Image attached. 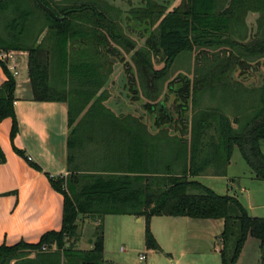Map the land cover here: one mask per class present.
Instances as JSON below:
<instances>
[{
  "label": "trees",
  "instance_id": "obj_1",
  "mask_svg": "<svg viewBox=\"0 0 264 264\" xmlns=\"http://www.w3.org/2000/svg\"><path fill=\"white\" fill-rule=\"evenodd\" d=\"M41 1L61 19L53 18L34 0L0 1L1 10L12 7L15 13L0 33V50L27 51L33 99L67 103L69 165L78 139L76 129L84 118L95 119L101 126L145 125L130 113L125 118L114 114L103 103L105 93H98L113 72L114 62L130 54L132 64L126 63V72L131 74L129 89L147 98L149 110L158 103L149 100L158 98L168 69L180 53L196 50L202 64L192 83L183 76L177 88L169 84L181 101L173 113L160 108L163 114L155 118L154 125H164L163 129L153 134L155 140L148 149L137 150L141 160L134 157L126 165L125 159L119 158L117 166L100 171L69 166L67 175L47 174L51 186L63 196L61 228L45 232L36 243L1 244L0 264H104L103 229L96 233L91 249H77L71 243L77 238V222L86 216L102 226L105 216L124 214L221 219L220 264H235L248 237L259 240L264 253V217L250 215L237 197L218 194L192 178L210 166L212 174H224L236 146L255 176L264 180V155L259 149V141L264 140V75L258 104L246 119L234 117L237 127L214 108L186 115L190 94L194 101L205 89L235 84L233 72L238 65L248 66L246 60L264 56V25L257 30L259 37L245 44L227 35L230 25L243 22L248 12L263 17L264 0H181L170 10L158 0H139L127 12V17L148 31L139 47L115 20L119 8L104 0ZM35 9L42 17H32ZM39 18L43 22L36 25L39 28L34 35L29 30ZM152 56L162 60L161 68H154ZM0 63L6 74L0 85V122L12 118L13 139L18 130L13 107L16 81ZM50 74L62 80L68 75L75 85L71 90L60 89L51 83ZM14 150L23 154L16 147ZM3 160L0 148V162ZM33 166L41 170L37 164ZM146 243L159 248L149 232Z\"/></svg>",
  "mask_w": 264,
  "mask_h": 264
},
{
  "label": "rangeland",
  "instance_id": "obj_2",
  "mask_svg": "<svg viewBox=\"0 0 264 264\" xmlns=\"http://www.w3.org/2000/svg\"><path fill=\"white\" fill-rule=\"evenodd\" d=\"M104 1L119 8L121 13L115 14V20L122 24L123 30L135 40L137 47L143 45L148 36V31L144 29V26H139L136 21L127 17L128 9L138 5L139 0ZM158 1L165 4L167 10H170L181 0ZM27 6L33 7L31 1H28ZM14 14L12 7L0 9V32L6 30L7 22ZM33 14L32 17H42L36 9ZM41 22H43L41 18L34 20L33 28L29 31H33L35 35L39 28L36 25ZM260 25H264V15L260 17L257 12H248L243 22L230 25V31L227 35L245 44L259 37L260 33L257 30L261 29L259 28ZM199 56L200 53L196 50L190 53H180L168 69L167 80L162 83L158 98L149 101L157 102L163 99L169 108L177 105L181 99L168 86L171 83L174 89L177 88L179 84L175 80L183 76L192 83L198 65L202 64ZM16 57L19 60L16 77L20 81L27 77L28 59L27 54L22 53L17 54ZM246 61L249 67L243 69L242 66L238 65L233 72L234 77H237V80L233 82L235 84L225 88L205 89L199 93L194 101L191 100L190 94L186 115L189 117L199 109L214 108L228 116L233 126L237 127L233 121L234 117L246 119L254 106L258 104L259 87L262 84V75H264V56ZM126 63L132 64L130 54L125 55L123 60L114 62V70L107 81L112 79L114 82L112 85L107 84V88L105 86L101 88L98 93L101 90L105 93L106 99L103 103L117 116L125 118L130 113L140 117L145 124L143 126H153V119L145 108V104L148 102L147 98L138 96L136 92H131L130 96L122 92L124 87L129 88V84L124 85L126 83L124 74H127ZM152 63L156 69L163 66L159 57L152 56ZM50 78L51 83L60 89L71 90L75 85L68 75H65L63 80L52 74H50ZM132 122V120L129 121L131 124ZM94 126H99L95 119L84 118L80 127L76 129V138L80 134L79 131L83 132V128ZM259 149L264 155V140L259 141ZM166 152L165 154L168 156L170 151L166 149ZM152 155L154 156V154ZM212 171L213 168L210 166L206 172L192 178L218 194L237 197L250 215L264 217V180L255 176L238 147L233 148L224 174H212ZM78 225V241L83 242H87L90 238L94 239L96 233L101 228L103 229L106 264H220L221 219L177 218L172 216L146 218L142 216L137 221L132 215L124 214L107 215L103 219L102 226L100 221L95 218L83 216ZM147 232L151 234L159 248L147 246ZM140 255H143L144 259H139ZM235 264H264V253L260 248L259 240L248 237Z\"/></svg>",
  "mask_w": 264,
  "mask_h": 264
},
{
  "label": "crops",
  "instance_id": "obj_3",
  "mask_svg": "<svg viewBox=\"0 0 264 264\" xmlns=\"http://www.w3.org/2000/svg\"><path fill=\"white\" fill-rule=\"evenodd\" d=\"M6 51L13 54L11 63L15 64L16 73L12 74L10 62L7 65L0 62L6 65L16 81L13 107L18 130L11 139L12 118L5 117L0 122V148L4 155V160L0 162V245H13L20 240L36 243L42 234L59 230L62 224L63 196L51 186L47 174L53 177L67 175L69 166L81 171H100L106 166H117L119 158L125 159L124 164L127 165L134 157L139 159L137 150L148 149V144L155 140L153 134L163 128L132 125L85 127L83 132H78L80 134L72 149L73 159L69 165L67 103L33 99L28 73L23 80L19 81L16 77L19 63L16 56L27 54V51ZM5 79L0 63V85ZM113 82L110 79L105 87ZM122 92L127 95L126 91ZM14 147L23 154H18ZM133 217L139 221L142 216ZM78 237L77 234L76 240H71L75 248H92L94 239L83 242L78 241ZM103 260L106 264L104 247Z\"/></svg>",
  "mask_w": 264,
  "mask_h": 264
},
{
  "label": "flooded vegetation",
  "instance_id": "obj_4",
  "mask_svg": "<svg viewBox=\"0 0 264 264\" xmlns=\"http://www.w3.org/2000/svg\"><path fill=\"white\" fill-rule=\"evenodd\" d=\"M132 19V18H131ZM133 20V19H132ZM134 21V20H133ZM247 67H249V66H245V65H243V69L244 68H247ZM128 68V65H125V70ZM124 76L126 77V83H124V85L126 86L127 84H128V78H131V74L130 73H127V74H124ZM175 81H178L177 82V84H179V83H181V82H183V79L182 78H179V79H176ZM170 87L171 88H173V85H170ZM122 90H124V91H126V93H127V96H130V94H131V91H130V89L128 88V89H126L125 87H124V89H122ZM160 101V102H159ZM158 103H157V105H155V107H153V109L152 110H149V109H147L146 107V109H147V111L149 112V114H150V117H152V119H153V126H155V127H162L163 128V126L164 125H162V126H156V125H154V121H155V118L156 117H159L161 114H163V111H161L160 110V108L163 106V107H165V108H168V110L171 112V113H173L175 110H177V105H175L174 107H171V108H169L168 106H167V104H166V101L165 100H158L157 101ZM161 102H163V105H159V103H161ZM175 116H177V115H175Z\"/></svg>",
  "mask_w": 264,
  "mask_h": 264
},
{
  "label": "built area",
  "instance_id": "obj_5",
  "mask_svg": "<svg viewBox=\"0 0 264 264\" xmlns=\"http://www.w3.org/2000/svg\"><path fill=\"white\" fill-rule=\"evenodd\" d=\"M0 60L2 62H4L6 65L9 62L11 63V61L13 60V54H12V52L11 51H6V50L0 51ZM10 68H11L12 74H15L16 73V69H15V64L14 63H11ZM27 158L29 160L31 159L30 156H28ZM139 259H144V256L143 255H140L139 256Z\"/></svg>",
  "mask_w": 264,
  "mask_h": 264
},
{
  "label": "water",
  "instance_id": "obj_6",
  "mask_svg": "<svg viewBox=\"0 0 264 264\" xmlns=\"http://www.w3.org/2000/svg\"><path fill=\"white\" fill-rule=\"evenodd\" d=\"M0 1H2V0H0ZM37 4H38V6L41 8V9H43L44 11H46L48 14H50L53 18H55V19H57V20H60L61 18L60 17H57L54 13H53V11L48 7V6H46V5H44L43 3H42V1L41 0H34Z\"/></svg>",
  "mask_w": 264,
  "mask_h": 264
}]
</instances>
